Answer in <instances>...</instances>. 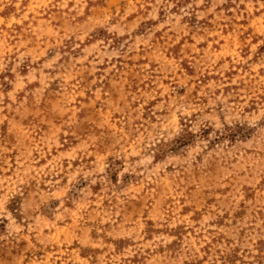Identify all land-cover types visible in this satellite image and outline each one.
Wrapping results in <instances>:
<instances>
[{
  "label": "rangeland",
  "instance_id": "rangeland-1",
  "mask_svg": "<svg viewBox=\"0 0 264 264\" xmlns=\"http://www.w3.org/2000/svg\"><path fill=\"white\" fill-rule=\"evenodd\" d=\"M0 264H264V0H0Z\"/></svg>",
  "mask_w": 264,
  "mask_h": 264
}]
</instances>
